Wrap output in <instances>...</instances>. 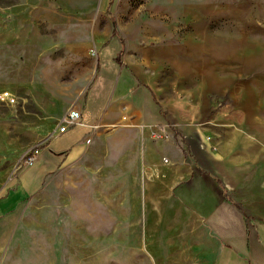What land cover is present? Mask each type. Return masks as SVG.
I'll list each match as a JSON object with an SVG mask.
<instances>
[{"label": "rangeland", "instance_id": "374dc122", "mask_svg": "<svg viewBox=\"0 0 264 264\" xmlns=\"http://www.w3.org/2000/svg\"><path fill=\"white\" fill-rule=\"evenodd\" d=\"M173 1L0 0V201L27 166L23 157L40 153L65 111L113 87L98 58L109 39L121 42L112 61L119 66L123 40L152 47L156 39H213L225 49L226 69L242 68L221 77H132L137 85L212 90L215 107L201 108L194 121L205 131L209 152L216 158L222 153L224 200L211 178L197 175L195 153L179 135L186 176L176 171L178 164L164 169L159 216L141 183L128 178L133 173L125 172L122 184L116 180L121 172L110 178L113 163L102 134L115 127L100 126L81 157L48 173L11 208L0 204V264H212L213 245L198 214L218 200L226 211L264 221V0H229L207 22H194L201 38L189 37L190 20H181L183 12L176 17ZM4 92L14 101L4 100ZM50 148L58 150V140ZM173 175L180 176L168 185ZM186 226L203 241L202 249L197 243L182 252L171 246L170 234ZM153 227L160 233L150 240L144 232Z\"/></svg>", "mask_w": 264, "mask_h": 264}, {"label": "crops", "instance_id": "0c3cea01", "mask_svg": "<svg viewBox=\"0 0 264 264\" xmlns=\"http://www.w3.org/2000/svg\"><path fill=\"white\" fill-rule=\"evenodd\" d=\"M228 3L229 0H175L171 11L178 12V18L182 17L180 12H183L182 21L186 18L190 20L189 37L195 38L194 35H197L201 38L194 22L202 19L207 22L210 12L220 11ZM212 40L156 39L152 47L133 46L135 42L123 40L120 66L112 61L121 49V42L119 39L107 40L100 46L98 58L105 62L103 74L108 81L113 82V87L98 92L96 90L86 104L78 107L84 124L68 128L66 132L70 133L65 139L60 138L66 132L47 139L36 160L19 170L14 187L6 192L7 196L3 197L5 203L2 205L0 201L1 206L6 208L10 204L7 208H11L32 194L48 173L81 157L89 147L86 139L91 138L93 132L89 125L110 126L119 122L122 114L127 117L126 124L102 134L106 141L107 156L113 163V175L110 178L115 179L121 172V178L116 180L122 184L124 173H133L128 178L141 183L143 195H147L153 205H158L160 216L164 169L174 170L175 164H178L176 171H180L182 178L186 176L184 165L179 164L182 151L176 138L180 135L185 146L192 147L195 153L192 160L193 164L196 162L197 175L203 173L211 178L219 187L224 200L225 188L219 176L221 161L218 157L222 153L218 152L217 159L209 152L205 131L194 121L198 119L201 108L215 107L212 90L206 86L182 89L171 84L137 85L132 78L150 75L221 77L230 71L233 75L243 72L241 67L226 69L225 49L215 47ZM215 51L221 52L222 56H215ZM134 53H137L136 59ZM179 54L182 55L181 59ZM179 112L182 116H178ZM54 140H58V150L50 148ZM164 157L168 159L166 165L162 163ZM179 176L173 175L167 184L170 185L171 181L175 183ZM215 204L218 206L198 214L205 222L213 245L212 264H264V221L241 212L226 211V206L218 200ZM178 219L188 220L182 216ZM188 228L186 226L184 230L170 234L174 238L169 242L175 246L176 251L193 248L195 243L199 249L203 248V241L195 240L193 232L190 233ZM145 230L144 236H148V239L150 237V240H154L160 233L155 227Z\"/></svg>", "mask_w": 264, "mask_h": 264}, {"label": "built area", "instance_id": "2783aa9c", "mask_svg": "<svg viewBox=\"0 0 264 264\" xmlns=\"http://www.w3.org/2000/svg\"><path fill=\"white\" fill-rule=\"evenodd\" d=\"M2 98L4 100H9L11 102L14 101V97L9 92H4L2 95ZM127 117L125 115H122L121 119L117 123H113L110 126L116 127L118 125L122 126L126 124ZM80 124H84L81 119V113L78 108L76 107H70L68 108L65 113L61 116V118L58 120L55 129L52 131L49 137L60 135L67 131L68 128L74 127ZM100 127V124H92L89 125L90 131H94L96 128ZM90 137L86 139V143L90 142ZM39 154L38 149H34L31 152L26 153V155L23 157V163L25 165L32 164Z\"/></svg>", "mask_w": 264, "mask_h": 264}, {"label": "trees", "instance_id": "16d2710c", "mask_svg": "<svg viewBox=\"0 0 264 264\" xmlns=\"http://www.w3.org/2000/svg\"><path fill=\"white\" fill-rule=\"evenodd\" d=\"M116 60L119 62V64L121 63V62L119 61V57H118V58H116Z\"/></svg>", "mask_w": 264, "mask_h": 264}]
</instances>
